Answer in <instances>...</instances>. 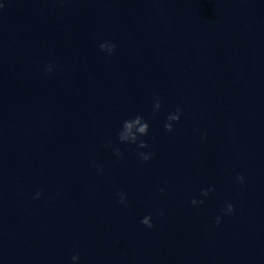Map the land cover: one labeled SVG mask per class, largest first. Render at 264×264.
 <instances>
[{"label": "water", "instance_id": "water-1", "mask_svg": "<svg viewBox=\"0 0 264 264\" xmlns=\"http://www.w3.org/2000/svg\"><path fill=\"white\" fill-rule=\"evenodd\" d=\"M0 5V264H264V0Z\"/></svg>", "mask_w": 264, "mask_h": 264}, {"label": "clouds", "instance_id": "clouds-1", "mask_svg": "<svg viewBox=\"0 0 264 264\" xmlns=\"http://www.w3.org/2000/svg\"><path fill=\"white\" fill-rule=\"evenodd\" d=\"M0 8H3V5H0ZM100 49L101 51L104 52H108V53H113L116 49V45L115 44H109V43H102L100 45ZM48 72L52 71V67L49 66L47 69ZM155 104H154V115L155 113L159 112L161 110L162 104L160 101L159 97H155ZM182 114V110L181 109H177L175 114H170L167 118V122L165 123L164 127L165 130L168 132H173L174 128H173V122L179 123L180 121V117ZM150 131V125L147 123V121L144 120L143 117L141 116H136L134 119L132 120H128L124 122L123 128L119 133V139L122 143H128V144H133V145H137L140 149H146L149 148V145L147 142L142 141L140 139V137L142 136H147L149 134ZM109 144H111V141H109ZM115 155L117 156V158H121L122 157V153L120 152L119 149L115 150ZM138 155L140 156V158L144 161V162H148L152 159V153H143V152H138ZM99 168V166H97ZM100 171H102V169H99ZM237 179L243 183L244 182V177L242 175L238 176ZM160 191L163 193L164 189L161 188ZM215 188H209L205 191H203L202 195L204 197H208L210 195L211 192H214ZM43 195V193H37L36 194V199H40L41 196ZM120 196V202L122 204L126 205L127 202V197L125 194L120 193L118 194ZM204 203L203 200H193L192 204L193 205H202ZM235 212V208L234 206L229 203L226 206V210H225V214L226 215H231ZM142 224H144L145 226H147L148 228H152L154 227L153 223H152V218L151 216H146L145 218H143V220L141 221ZM221 217H217L216 218V224L217 226H219V224L221 223ZM73 261H77L79 260V255H75L72 257Z\"/></svg>", "mask_w": 264, "mask_h": 264}]
</instances>
